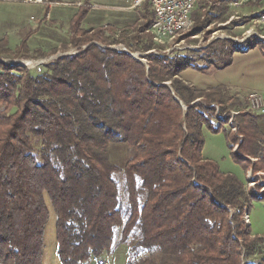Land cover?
<instances>
[{
    "label": "trees",
    "instance_id": "1",
    "mask_svg": "<svg viewBox=\"0 0 264 264\" xmlns=\"http://www.w3.org/2000/svg\"><path fill=\"white\" fill-rule=\"evenodd\" d=\"M88 11L78 9L62 43L77 53L34 74L0 59V264H43L48 199L62 264H89L121 244L130 248L126 264H264V256L253 260L264 236L245 222L252 207L245 183L203 154L206 126L226 133L238 161L256 158L251 167L264 171L261 114L241 112L232 132L208 102L224 109L242 101L222 84H184L182 71L198 68L193 60L149 54L147 66L108 47L153 46L146 34L153 9L145 12L148 26L131 36L112 25L83 27ZM225 45L212 47L209 65L198 69L230 66L236 50ZM29 50L27 39L15 49L0 39V57H29ZM114 143L129 148L123 166L111 158Z\"/></svg>",
    "mask_w": 264,
    "mask_h": 264
},
{
    "label": "rangeland",
    "instance_id": "2",
    "mask_svg": "<svg viewBox=\"0 0 264 264\" xmlns=\"http://www.w3.org/2000/svg\"><path fill=\"white\" fill-rule=\"evenodd\" d=\"M48 1H53L52 4H46L48 6L56 3L60 4L53 7L52 15H48L50 8H48V10L45 9L46 12L44 19L42 15L43 12L41 14L35 12L33 14L35 19L30 18L28 22H25V26L18 29L19 31L3 35L0 34V39L5 37L4 39L7 41L8 46L12 49H15L22 40L27 39L28 47L31 50L28 52L31 56H13V58L1 56V60L10 63H14L13 61L20 62L21 65L27 66L32 74H34L39 69H35L36 67H33L34 65L39 67L40 63L45 64L58 57L74 54L79 51L77 47H69L66 50L62 49V42L65 40L61 39L69 37V23L71 21L69 22L70 17L67 14H63V16L61 15V17H59L61 9L64 11L70 9V5H68L70 1L78 0H60L61 2L54 0ZM100 1L103 5L100 8H92L89 19L87 22L85 21L86 23L83 27L102 28L106 25H112L115 30H122L125 34L131 36L138 29H145L148 26V18H145L146 10H149L151 15L153 14L152 6L149 1H145L133 10L116 8L115 5H118L119 3L116 0ZM202 1L203 0H201V2ZM232 2H234V0H205V3H203V6L205 7L202 8H199V4H197L193 16L195 22L181 36H178L174 43L161 44L157 40H154L149 28V31L146 34L152 35L151 39L153 41V46L149 49H145L144 51H131L124 42L110 44L108 47L131 52L135 58L142 60L147 66L148 60L146 56L154 54L165 58H180L186 56V59L193 60L198 68H203L204 66L209 65V61H206L205 56L207 58L209 54L208 52L211 51V48L214 46L220 47L222 44H227L225 47L230 48L232 51L236 50L235 54H249L252 51L257 54H263L262 50H264V48L262 47L261 42L264 43V30L254 21L253 18L262 9L264 3H246L235 6ZM16 6L19 9L22 8L20 5ZM86 6L89 5L87 4ZM3 10L5 9L0 10V12H4ZM4 13L7 14L8 12ZM0 20H6V23H9L7 17H0ZM103 28H108V26ZM122 32H118L119 34L117 36H119V38L124 36V33ZM27 34L32 35L27 38ZM38 51H41V53H44L45 55L40 57L39 53H36ZM41 67L42 66H40V68ZM198 68L189 67L188 69L183 70L180 76L182 82L184 84L193 85V87L196 86L198 89L202 90L218 85L214 83V81H217L218 79V77H216V73L219 71L218 69H213L212 67L210 68V71L206 72L200 71ZM171 81L172 80H167L164 83L172 89ZM225 86L229 88V92L232 95L242 101L238 102L243 104L240 103V106L235 107L227 102L224 105V109H222L217 102L212 104L211 102L208 103H210V107L215 108L214 117L215 120H217L216 122H222V125L225 128H229L232 132H236V130L232 128V124L238 123V115L241 112H251L247 108L249 105V93L257 91L264 97V84L260 86L258 85L260 87L259 89L243 87L236 89L229 85ZM176 98H178L177 95ZM200 99L201 98H197L193 103L200 101ZM182 104L184 109H187V106L184 103ZM203 135L205 138L203 148L204 156L216 162L221 171L232 174L245 183L246 192L252 202L250 213H245V222L251 224L252 231L255 235L264 236V171L255 172L251 167L255 162L252 159H249L247 162H244L243 160L238 161L233 154L234 152H232L229 147V141L224 131L213 132L205 126L203 129ZM114 144L120 145L121 148L118 147V145H114L115 147L113 146L110 148L111 158L115 163L123 166L128 158L129 148L126 143ZM116 147H118L116 149L118 152H114ZM234 151H237V146L234 147ZM118 177L120 181H122L121 175H118ZM252 192L256 193L257 199L252 200ZM47 201L50 206V218L44 236L45 246L43 264H62L57 250V218L54 210L51 208L49 199ZM260 250L261 253L253 258L256 263L260 262L261 258L264 256L262 254L264 253V248L262 247ZM129 255V245L121 244L113 252L105 253L100 258L104 259L107 264H126ZM98 258L99 257L93 258L89 264H98Z\"/></svg>",
    "mask_w": 264,
    "mask_h": 264
},
{
    "label": "crops",
    "instance_id": "3",
    "mask_svg": "<svg viewBox=\"0 0 264 264\" xmlns=\"http://www.w3.org/2000/svg\"><path fill=\"white\" fill-rule=\"evenodd\" d=\"M54 1H60V0H54ZM116 1L119 2L118 5H115V7L118 9H128V10L134 9V7L131 6L133 0H116ZM57 4L58 3L48 6V5H41V4H30V3H23V2L0 0V10L5 9L3 11L8 12L7 14L4 12H0V17H3V18L7 17V19H9V23H6V20H0V34L3 35V34H7L10 32H14V31L15 32L19 31L18 29L25 26V22H28L30 18L35 19V16H33L35 12L40 13V14L43 12L42 15L44 19L46 10L50 8L49 13L52 15L53 7H55ZM87 4L89 5L88 6L89 11H88L87 17L85 18L82 24V25H85V23L89 19L92 8H100L103 5V3L100 0L70 1V3L68 4L70 5L69 6L70 9H67L65 11L61 9L60 10L61 14L59 17H61V15L63 16V14H67L70 17L69 19V22H70L74 14L78 11V9L81 6H86ZM16 5H20L22 8L19 9L17 8ZM93 22H96V21H93ZM70 23H69V28H70ZM31 35L32 34H29V35L27 34V38ZM61 40L66 41L68 40V38H65V39L62 38ZM262 52L264 54V50H262ZM263 54H257L256 52H253V51L249 54L248 53L235 54L233 63L230 66L226 67L225 69H219V71L216 73V77H218V79L217 81H214V83L216 84L222 83V85L223 84L229 85L236 89L240 87L259 89L260 88L259 86L264 84V55ZM259 125L261 127L262 132L264 133V114H261V118L259 119ZM251 159L253 161L257 160L256 158H251Z\"/></svg>",
    "mask_w": 264,
    "mask_h": 264
},
{
    "label": "built area",
    "instance_id": "4",
    "mask_svg": "<svg viewBox=\"0 0 264 264\" xmlns=\"http://www.w3.org/2000/svg\"><path fill=\"white\" fill-rule=\"evenodd\" d=\"M13 2H23L30 4H52L53 1L48 0H4ZM145 1L151 3L154 11L155 19L150 27L153 39L161 44L174 43L178 36H181L193 25L191 13L196 7L199 0H133L131 6L138 7ZM246 3H264V0H234L233 5L238 6ZM48 11V15H49ZM254 21L264 30V6L253 18ZM264 38V36H263ZM41 65V63L39 64ZM33 67H37L34 65ZM248 110L264 114V97L257 91H252L248 95ZM232 128L237 130L236 124H232ZM98 264H107L100 257L97 259Z\"/></svg>",
    "mask_w": 264,
    "mask_h": 264
},
{
    "label": "water",
    "instance_id": "5",
    "mask_svg": "<svg viewBox=\"0 0 264 264\" xmlns=\"http://www.w3.org/2000/svg\"><path fill=\"white\" fill-rule=\"evenodd\" d=\"M120 51H125V50H120ZM128 52V51H127ZM5 61V60H4ZM43 61V60H42ZM15 64H21L20 62H17V61H13Z\"/></svg>",
    "mask_w": 264,
    "mask_h": 264
},
{
    "label": "bare ground",
    "instance_id": "6",
    "mask_svg": "<svg viewBox=\"0 0 264 264\" xmlns=\"http://www.w3.org/2000/svg\"><path fill=\"white\" fill-rule=\"evenodd\" d=\"M26 63V62H25Z\"/></svg>",
    "mask_w": 264,
    "mask_h": 264
}]
</instances>
